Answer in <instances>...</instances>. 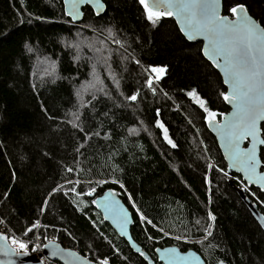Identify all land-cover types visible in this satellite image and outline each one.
<instances>
[{
    "label": "trees",
    "instance_id": "16d2710c",
    "mask_svg": "<svg viewBox=\"0 0 264 264\" xmlns=\"http://www.w3.org/2000/svg\"><path fill=\"white\" fill-rule=\"evenodd\" d=\"M102 1L103 15L85 7L82 22L74 23L63 0H0V219L23 241L55 233L59 243L77 245L97 264L102 259L110 264H149L144 256L161 264L155 250L168 246L192 249L206 264H264V231L230 184L234 179L241 186L243 180L224 175L228 167L207 128L206 113L187 95L195 91L206 107L222 114L219 121L229 111L220 95L226 91L222 77L203 56L202 43L188 42L173 17L153 26L139 0ZM238 3L264 26V0H223V14L230 15L229 7ZM109 28L125 42L126 52L106 40ZM100 41L114 49L112 68L124 96L101 69L112 99L101 95L93 110L84 109L85 132L101 133L86 141L84 132L62 121L71 119L65 113L75 110L74 87L90 79L94 60L88 58L99 55L88 45L99 48ZM53 62L60 77L55 83L44 76ZM152 67L166 69L153 84L155 95L146 85ZM137 91L136 101L124 98ZM157 121L168 129L176 148L164 140ZM132 128L138 134H131ZM109 134L110 139L103 138ZM80 143L82 156L76 152ZM111 154L118 170L109 165ZM78 156L84 169L79 175ZM261 160L264 171V148ZM67 167L74 172L68 173ZM69 179L82 181L78 192L95 187L96 195L106 189L120 194L133 215L132 238L143 256L104 221L94 208V197L71 192L65 196L63 189L53 193L60 184L73 187L66 184ZM114 179L125 188L113 184ZM252 190L262 204L247 195L264 214V192ZM133 201L156 227L140 220ZM208 213L215 216L214 222ZM198 218L205 226L213 224L212 237L201 244L203 232L193 229L186 243L182 225L191 226ZM36 222L47 227L25 235ZM176 235L185 240L174 239Z\"/></svg>",
    "mask_w": 264,
    "mask_h": 264
},
{
    "label": "snow or ice",
    "instance_id": "6c2138e0",
    "mask_svg": "<svg viewBox=\"0 0 264 264\" xmlns=\"http://www.w3.org/2000/svg\"><path fill=\"white\" fill-rule=\"evenodd\" d=\"M139 3L143 6L147 21L153 26L165 17H175L177 23L181 25L180 31L188 40L191 41L202 37L207 41L203 53L221 71L224 77L223 83L227 85V90L221 92L220 95L224 102L232 106V112L230 116L224 115L223 122H221L217 117L222 114L206 107V101L201 99L195 91L189 92L187 95L206 113L205 120L207 126L214 129L217 136L223 142L222 147L225 148V152L231 160V166L237 168L238 171H242L245 179L249 181L255 179V182L264 188V175L257 172V167L260 164L257 156L258 146L264 145V126H262L264 124V26L248 14V10L243 3L230 6L228 10L230 15L221 14V0H139ZM65 4L71 5L72 11L68 14L73 19H77L82 15L80 5L92 4L98 16L100 15V9L104 7L101 0H65ZM88 27L92 26L89 25ZM107 32L108 36L106 40L117 45L119 49H125L126 52L125 42L118 39L111 28L107 29ZM99 43L102 47L98 48L95 44L88 45L90 49L99 53V55L88 58L89 60H94L91 64L92 71L89 73L90 79L82 82L78 87H74L76 103L73 107L75 110L66 112L65 117H71V119L62 121L70 124L73 129L84 132L86 141L91 140L93 136L100 137L101 133L100 131L85 132L82 121L84 109L93 110L95 107L94 102L101 95L112 99L111 91L101 75V69L107 74V78L111 80L119 95L124 96L123 92L119 91L120 79L112 68V53L114 49L107 47L105 41H100ZM71 46L77 47L76 45ZM29 51H31V48H29ZM77 51H79V48H77ZM118 54L123 59H127V56L123 53ZM79 58L77 56V59ZM135 63L139 65L140 61L136 60ZM50 68V71H45L44 76L52 77V82L55 83L56 79L60 78L56 72L55 62L50 65ZM165 71L166 69L164 68H151V72L156 75L155 77L149 76L146 85L152 90L153 95L156 94V89L153 88V81L154 79L156 81L161 79ZM44 76L41 77L42 80ZM164 95H167V93H164ZM86 96H90L91 99H85ZM138 96L139 92L137 91L130 97L126 96L124 98L126 100L136 101ZM157 115H159V110H157ZM157 127L163 131L164 140L172 148H176L177 145L168 135V129L164 124L157 121ZM129 132L131 134H138V130L135 128L129 129ZM103 138L110 139V134ZM244 141H250V147H241ZM83 147L84 143H80L76 152L80 153ZM206 150L207 148L205 147ZM80 155L82 156L83 154L80 153ZM113 155H109L108 161L113 171H115L119 169V165L111 163ZM76 165L77 168L75 171L79 175L80 172L84 171L80 167L79 156L77 157ZM211 168L212 165L210 164L209 169ZM220 171H223V169H220ZM67 172L73 173L74 168L67 167ZM224 175L228 176V173L224 172ZM107 182L105 180L103 182L96 181L95 183ZM81 183L82 181L80 179L66 180V184H72L73 187L66 188L65 184H60L53 189V193L60 192L63 189L65 196H68L69 192L75 194L77 197L84 195L93 196L95 187L87 191H77ZM89 183L92 182L89 181ZM112 183H118L121 189L125 188V185L120 183L119 180L114 179ZM116 196V192L109 191L104 196L103 201L93 200L92 203L98 208L103 207V219H111L119 226L121 234L123 235L129 222V212L120 204ZM128 199L132 200L130 194ZM46 206L47 201L45 202V209ZM132 207L139 214L141 221L156 227L151 219L145 216L139 208H136L135 201L132 202ZM208 219L214 222L216 218L211 213H208ZM182 226L185 228V235L188 236V239L185 240L186 243L191 242L190 233L193 229L197 232H203V238L200 241L201 244H203L204 240L212 237L213 234V224H207L205 226L199 218L195 219L191 226L187 224H183ZM41 227L47 226H42L39 222H36L27 228L25 235ZM157 230L164 231L162 227ZM148 238L152 239L151 236ZM173 238L178 241L182 239L180 235H176ZM50 243L54 245V242ZM109 243L111 242L109 241ZM28 247L29 245L23 240H18L15 237L9 240L8 236L0 234V255L12 257L17 252L26 253ZM35 247L39 248L40 245L37 244ZM57 251L62 252L58 247ZM156 251L159 252L160 249H156ZM55 254L56 252L53 253V255ZM140 254L142 256L144 255L143 252ZM67 255L70 258L67 264H76L77 261H83V264H93L92 260H84L83 257H80L76 253L69 252ZM145 259L148 258L145 257ZM160 259L167 260L168 264H205L195 253L190 252L185 256L176 248L165 249ZM0 264H3V262L0 261ZM8 264H13V262L10 260ZM99 264H108V260L102 259L99 261ZM220 264H223V261Z\"/></svg>",
    "mask_w": 264,
    "mask_h": 264
},
{
    "label": "water",
    "instance_id": "95a60500",
    "mask_svg": "<svg viewBox=\"0 0 264 264\" xmlns=\"http://www.w3.org/2000/svg\"><path fill=\"white\" fill-rule=\"evenodd\" d=\"M63 3H64V10H65V13L66 15L74 22V23H80L82 22L83 18H84V12H83V9L85 7H89L94 13L96 16H98L96 14V9L93 7L92 4H84V5H80V12H81V16L77 19H73V17L71 15H69L68 13L70 11H72V8H71V5L68 4L66 5L65 4V0H63ZM101 3L104 5L103 8L100 9V15H103L106 11V5L105 3L101 0ZM221 14H223V0H221ZM249 14V13H248ZM225 15V14H223ZM250 15V14H249ZM251 16V15H250ZM179 30H180V27L181 25L179 23H177L175 17H173ZM234 19V17H233ZM254 19V18H253ZM181 32V31H180ZM181 34L185 37V39L188 41V42H191V43H197V42H200L202 43V54L203 56L205 57V59H207L209 62H211L203 53V49L204 47L206 46L207 44V41H205L202 37H198L194 40H188L187 37L181 32ZM212 63V62H211ZM217 69V68H216ZM217 71L220 73L221 77H222V80L224 79L221 71L219 69H217ZM224 84V83H223ZM225 88L227 90V85H225ZM227 106L229 107V111L227 113H225L224 115H229L230 116V113L232 112V106L229 105L228 103H226ZM224 115L222 117V119L220 120L221 122H223V119H224ZM264 124H262L263 126ZM208 130L213 134V136L215 137L216 141H217V144H218V147L223 155V158L227 164V167H228V175L231 177V176H234V175H238L242 178V180L246 183V185L249 187V188H252V187H255L257 189H259L260 191H263L264 192V188L261 187V185L257 182H255V179H253L252 181H249L247 179H245L244 177V173L242 171H238L237 168L235 167H232L231 166V160L228 158L226 152H225V148L222 147V141L221 139L217 136L216 132L214 129L212 128H209L207 126ZM241 147H244V148H247V147H250V141H244L243 144L241 145ZM264 148V145H261V146H258V153H257V156H258V159L260 160V164L259 166L257 167V172L261 175H264V171H262V160H261V150ZM230 184L234 187L235 191L238 193V195L240 196V198L242 199V201L245 203V205L247 206V208L249 209V211L251 212V214L253 215V217L255 218V220L258 222V224L260 225V227L262 228V230L264 231V214L261 212V210L258 208V205L253 202V200L251 198L248 197L247 193H246V190L244 187H241V186H237L234 182V179L233 180H230ZM109 191H113V192H116L114 191L113 189H106L105 191H103L102 193L100 194H97L96 195V192L94 193V195L92 197H94L93 200H100V201H103V198L104 196L109 192ZM117 193V196H116V199L120 202V204L126 208L129 212V222L126 226V231H125V234H121V231H120V228L119 226L114 223L111 219H108V220H104L106 223H108L110 225V227L116 232V234L123 240H125L129 247L131 248V250L135 253V254H140L142 251L141 247L134 241V239L132 238V233H131V229H132V226H133V215L131 213V211L128 209V207L126 206V204L124 203V201L121 199L120 197V194L118 192ZM94 205V208L101 214L102 218L104 216V211H103V207H96V205L93 203ZM52 242V241H51ZM57 247L62 250V252H58L57 251ZM172 248H176L179 250V252L182 254V255H188L190 252L191 253H195L197 256H199L201 258V260H203V258L201 257L200 254H198L196 251L190 249V250H187L185 252H183L178 246H168V247H164V248H157V249H160L159 252H157L155 250V253H156V256L158 258V261L159 263L161 264H168L167 260H161L160 259V256L164 254V250L165 249H172ZM56 252L55 255H53V253ZM69 252H72V253H76L78 254L80 257H83L84 260H90L89 258H86L85 256H83L82 254L76 252L75 250L71 249V248H67V247H64L62 244L58 243V242H54V245L50 242L46 243L43 247V252L42 253H29V252H26V253H23V252H17L16 255L12 256V257H8V256H4V255H0V261L3 262V264H8V262L11 260L13 262V264H44L43 263V256L47 257L49 260L53 261V262H56V263H59V264H67V262L69 261V257H68V253ZM147 257L148 259H145L149 264H153L152 260L150 257L148 256H144V258ZM204 261V260H203ZM205 262V261H204ZM76 264H83V261H77ZM93 264H97L95 262H93ZM108 264H110L108 262ZM206 264V263H205Z\"/></svg>",
    "mask_w": 264,
    "mask_h": 264
},
{
    "label": "built area",
    "instance_id": "2783aa9c",
    "mask_svg": "<svg viewBox=\"0 0 264 264\" xmlns=\"http://www.w3.org/2000/svg\"><path fill=\"white\" fill-rule=\"evenodd\" d=\"M147 74H148V76H153V77H155V73H152V72H147ZM163 75H165V73L163 74ZM164 77V76H163ZM162 77V78H163ZM160 80V79H159ZM153 82H155V84H157V81L154 79V81ZM241 186L242 187H244L245 188V190H246V192L248 193V194H250L252 197H253V190L252 189H250V188H248L247 186H246V184H244L243 182H241ZM255 197V196H254ZM253 197V198H254ZM255 200H256V202L257 203H259V204H262L261 203V201L259 200V198L257 197V195H256V197L254 198ZM40 229V228H39ZM38 230V229H37ZM0 234H3V235H6V236H8L9 237V240H11L13 237H15L16 239H18V240H21L20 238H18L17 236H15L14 235V233H13V231H12V229H10L9 227H7L6 225H5V223H4V221L2 220V219H0ZM51 237H54V236H49V238H44V239H42V238H40L39 236H37L36 237V239L35 240H26V241H24V242H26L28 245H29V247H28V250H27V252H31V253H42L43 252V247H44V240H46V239H48V240H50V238ZM54 242H58L59 243V239L56 237V239H55V241ZM47 243V242H46ZM40 245V247L39 248H36L35 246L36 245ZM61 244V243H60ZM72 249V248H71ZM74 250V249H73ZM76 252H78L77 250H75ZM78 253H80V252H78ZM81 254V253H80ZM83 255V254H82ZM44 258V261H43V263L44 264H59V263H56V262H53V261H51V260H49L47 257H45V256H43ZM85 257L86 258H89V254L88 253H85Z\"/></svg>",
    "mask_w": 264,
    "mask_h": 264
},
{
    "label": "rangeland",
    "instance_id": "374dc122",
    "mask_svg": "<svg viewBox=\"0 0 264 264\" xmlns=\"http://www.w3.org/2000/svg\"><path fill=\"white\" fill-rule=\"evenodd\" d=\"M158 81H160V80H158ZM158 81H157V83H158ZM153 84H155V82H153ZM156 85V84H155ZM253 193V197L255 196L256 197V193H254V192H252ZM254 197V198H255ZM49 236H54V237H51L50 238V240H48V239H46V240H44L43 242H44V244H46V242L48 243V242H54L55 241V239H56V237H57V235L54 233V234H48V233H46L45 235H43V237H41V236H39L40 238H42V239H44L45 237L46 238H49ZM58 238V237H57ZM185 239L184 238H182L181 239V241H184ZM64 247H67V248H72V249H74V250H77L78 252H81L79 249V247L77 246V245H69L68 243H65L64 245H63ZM31 253V252H30ZM82 254V253H81ZM89 254V253H88ZM83 256H85V255H83ZM90 256V255H89ZM44 258V257H43ZM42 258V259H43ZM108 260V262H109V259H107ZM43 261H44V259H43Z\"/></svg>",
    "mask_w": 264,
    "mask_h": 264
},
{
    "label": "bare ground",
    "instance_id": "6f19581e",
    "mask_svg": "<svg viewBox=\"0 0 264 264\" xmlns=\"http://www.w3.org/2000/svg\"><path fill=\"white\" fill-rule=\"evenodd\" d=\"M163 76H164V75H163ZM163 76H162V77H163Z\"/></svg>",
    "mask_w": 264,
    "mask_h": 264
},
{
    "label": "flooded vegetation",
    "instance_id": "af4514ba",
    "mask_svg": "<svg viewBox=\"0 0 264 264\" xmlns=\"http://www.w3.org/2000/svg\"><path fill=\"white\" fill-rule=\"evenodd\" d=\"M183 252H185V251H183Z\"/></svg>",
    "mask_w": 264,
    "mask_h": 264
}]
</instances>
